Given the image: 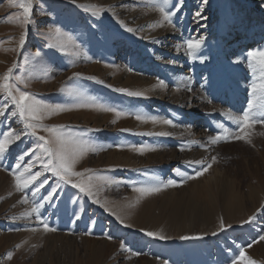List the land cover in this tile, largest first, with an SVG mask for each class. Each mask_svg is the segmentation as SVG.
Here are the masks:
<instances>
[{
    "label": "rangeland",
    "instance_id": "1",
    "mask_svg": "<svg viewBox=\"0 0 264 264\" xmlns=\"http://www.w3.org/2000/svg\"><path fill=\"white\" fill-rule=\"evenodd\" d=\"M126 1L118 8L124 9L128 18L131 16V25L116 18L106 0H33V23L28 26L26 43L20 49L18 40L24 30L19 23L22 0H0V77L17 63L14 75L22 78L23 82H16L21 90L32 93L45 104L70 109L42 113L43 119L38 123L44 127L64 125L63 131L73 135L86 134L85 138L103 150L85 153L75 170L91 169L119 182H96L102 185L95 196L98 203L51 173L44 174L48 184L35 198L30 190L17 192L12 175L16 158L35 147L34 137H22L0 161V264H141L146 257L153 264H163L165 260L168 264H230L240 247L257 264H264V241L259 240L264 234V208H261L264 204V124L245 129L251 143L231 137L215 144L210 142L224 135V128L231 136L238 134L237 125L227 119V114L242 115L247 107L252 73L246 54L264 49V31L260 32V43L247 45L242 42L247 36V29L242 26L253 25V38L257 30L264 29V23L256 26L260 11H264V0H208L202 12L207 19L199 23L193 17L202 0H185L173 18L175 29L167 24L149 27L160 20V13L153 10L150 0ZM87 6L95 7L85 11ZM120 22L137 31H125ZM237 26L242 30L231 35V28ZM54 28L73 37L66 44L67 51L46 46L63 39H49V30ZM199 36L204 37L198 53L205 58L203 62L184 52V40ZM238 59L240 63L235 62ZM124 69L149 83L131 84L128 78L123 81L120 78ZM74 73L80 77L69 80ZM160 80L165 84L163 101L153 99ZM115 88L141 91L145 96L131 97L114 91ZM87 97L132 115L117 118L112 112L75 107ZM3 102L0 94V104ZM13 108L9 106L5 114L8 118H0V132L9 126L13 130L23 127L17 118L9 116ZM136 113L170 119L173 125L141 122L135 118ZM171 127L174 132H170ZM160 131L171 135H141ZM38 134L49 135L42 129H38ZM129 145H147L154 150L141 154ZM212 157H216L214 162ZM30 159L25 156L24 163ZM190 161H203L211 167L191 180L176 175L177 168L194 175L200 165H190ZM37 170H41L39 164L32 169ZM168 179L176 180L178 186L163 188L138 200L140 194L134 190L133 182L139 187ZM228 186L239 203L231 204L236 207L228 218L231 227L219 231L224 212L221 195ZM53 187L57 189L56 195L50 203H45L40 214L57 231L45 232L35 214L26 216L25 213L33 200L42 202V197ZM24 196L28 198L27 204L20 203ZM191 196L200 202L197 212L210 214L212 207L216 210L214 214L217 213L219 220L214 219L217 223L211 231L208 232L202 218L190 217ZM254 214V221L243 223ZM176 215H180L178 220ZM151 228L153 232L163 231L170 238L154 239L141 231H151ZM212 232L217 235L213 236ZM184 235L202 238L181 240ZM122 241L131 251L120 249Z\"/></svg>",
    "mask_w": 264,
    "mask_h": 264
},
{
    "label": "snow or ice",
    "instance_id": "2",
    "mask_svg": "<svg viewBox=\"0 0 264 264\" xmlns=\"http://www.w3.org/2000/svg\"><path fill=\"white\" fill-rule=\"evenodd\" d=\"M185 3V0H150V4L153 10L160 13V20L156 25H149V27L160 26L163 27L165 24L172 26L174 29L176 25L173 22V18L177 16V13L181 11ZM208 0H202L201 7L194 13V21L199 23L202 20H206L207 17L202 15L203 6L207 5ZM95 6L85 7V11H88L89 8H94ZM19 8L22 9V19L19 20V23L23 27V32L21 33L18 40V47L23 49L26 38L28 26L33 23L32 19V10H33V0H22L19 3ZM94 15L98 14L93 12ZM121 27L129 33L137 31L131 27H128L123 22H120ZM50 36L49 39H56L63 37V39H56L55 43H48L46 46L49 49H58L61 52L67 51L66 44L73 41V37L70 34L62 32L60 28H54L49 30ZM184 52L187 56L192 59H200L203 62V57H200L198 53L204 45V37H189L184 40ZM15 51L16 49H10ZM179 51V47L177 48ZM39 55V52L36 53ZM248 61V68L252 73V82L250 84L251 91L249 92L250 99L247 101V107L243 110L242 115H232L227 114V119L231 120L234 124L237 125V133L235 136H231L229 130L224 128V135H218L211 139V143H218L221 139L234 138L237 140H246L248 143H251L248 139L249 133L245 129H250L256 124H264V49H255L250 50L246 54ZM240 63L238 59L235 61ZM18 68L17 63H13L8 67L7 71L0 77V94H3L4 102L0 104V118L6 117V112L9 109V106L12 105L14 108L9 112L11 118H17L23 125L20 130H13L10 126L7 130L0 132V161H3L7 154L9 153V147L17 141H21L22 137H34L35 138V147L28 149L22 152L16 158V163L14 165V170L12 175L14 178L15 190L20 193H24L25 190H30L32 197H36L42 188L48 184L47 177H44L45 173H51L53 176L57 177L60 182L67 185L70 184L73 188L79 190L80 193H83L86 197L91 199L94 203H98V200L95 199L96 193L102 189V185L97 184L96 182L102 181L105 184L119 183L118 181L110 180L105 175H100L93 173L91 169H85L84 171H76L75 166L78 163L79 159L88 151L96 152L98 150H103L102 148L97 149L93 142L85 138L86 134L73 135L70 132L66 133L63 129L66 127L64 125L53 126V127H44L42 124L38 123L43 119L42 113H53V112H63L70 110L64 105H49L45 104L40 100H37L36 97L25 90H21L16 82H23L22 78L14 75V70ZM79 73H74L73 77H69V80L73 78H79ZM89 79H95L94 77H89ZM158 87H164V81L160 80ZM109 87H112L109 85ZM114 91L126 94L131 97H144L145 93L141 91H130L127 88H115ZM75 107L79 108H96L103 112H112L117 118L126 115H132V113H126L121 110H117L114 107L100 104L95 101L94 97H87L83 102L76 104ZM135 118L141 122L151 121L153 124L162 123L165 125H173V121L170 119L160 120L156 116H147L141 113H136ZM115 123V120L113 121ZM223 128V125H219ZM38 129L46 131L49 135H39ZM121 131H127L122 129ZM141 135H156V136H169L171 133L166 131H160L155 133H141ZM111 147V145H109ZM117 147H123L118 145ZM133 151L143 154L145 151L154 150L147 145H129ZM25 156H30L32 159L28 163H24ZM216 157H212L214 162ZM190 165L195 163L200 165L199 168L194 170V175H188L186 172L181 171L179 168L174 169L176 175L186 178V179H195L204 172H206L211 164H205L203 161H190ZM39 164L41 170L35 172L32 169ZM86 173H91L86 175ZM41 177H44L41 179ZM75 178V180H74ZM153 180H159L158 177H153ZM178 186V182L174 179H168L166 182L160 181L158 184H149L141 185L137 187L135 182H133V187L136 192L140 194L139 198L144 196H150L154 193L160 192L163 188L175 187ZM57 189L53 187L51 191L48 192L46 196L42 197V202H36L33 200L30 210L25 213L26 216H31L32 214L36 215L37 221L43 226L45 232H55L56 228L50 227L47 221L41 216L40 209L44 207L45 203H50L56 195ZM27 196L22 197L20 203L27 204ZM101 207H105L101 205ZM264 208V205L261 206ZM107 211L108 209L105 208ZM261 209H257V212H260ZM114 214V213H113ZM76 219H80L79 216H76ZM119 219V217H117ZM256 219V215L250 216L248 220L243 223H251ZM126 227H131V225H125ZM231 227V225H225L223 218H220L219 221V231H224L226 228ZM36 231V229H32ZM142 232L148 237L154 239L165 240L167 237L161 235L158 232L145 231L141 229ZM91 235L90 232L86 233ZM212 235H217V232H212ZM111 239L110 236L107 237ZM201 236H181V240H191V239H201ZM260 241H264V234L259 236ZM20 245H17L19 247ZM251 247V244L248 245ZM120 249L122 251H131L122 241L120 244ZM140 255V253H135ZM8 258H12V253L9 252ZM163 264H168V261H163ZM230 264H257V262L252 259L250 256L245 254V249L240 247L238 254L230 260Z\"/></svg>",
    "mask_w": 264,
    "mask_h": 264
},
{
    "label": "bare ground",
    "instance_id": "3",
    "mask_svg": "<svg viewBox=\"0 0 264 264\" xmlns=\"http://www.w3.org/2000/svg\"><path fill=\"white\" fill-rule=\"evenodd\" d=\"M126 0H106V5L109 7V9H111V11L113 12V11H115V15H114V13H113V15L116 17V18H121L120 20H122V21H124L125 23H129L130 25L132 24L131 22H129L130 20H129V18H131V16L128 18V15L124 12L125 10L124 9H122V8H118V6L119 5H121V4H126ZM242 2H243V0H242ZM240 4V3H239ZM194 6H196V5H194ZM240 6V5H239ZM243 7V6H242ZM107 8V7H106ZM196 8H198V6H196ZM204 8V7H203ZM199 9V8H198ZM263 11V10H262ZM204 12V11H203ZM203 15V14H202ZM259 19H258V22H259V25L257 24L256 26L257 27H259V26H262L261 25V23H264V11L263 12H261L260 11V13H259ZM113 17V16H112ZM117 20V19H116ZM262 21V22H261ZM257 22V21H256ZM144 24V23H143ZM136 25V24H135ZM137 25H139V24H137ZM141 25V24H140ZM251 26H253L252 24H250L249 26L246 24V25H244V26H242V29H247V36L243 39V41L242 42H244V44H247V45H250V44H253L254 42H258V43H260L261 41H262V36H261V31L263 32L264 31V29H259V30H257L256 31V35H255V37L253 38L252 37V34H251V31L253 30L252 29V27ZM143 27V25L141 26V28ZM241 29V27L239 26H237L236 28H231V31H230V34L232 35L233 33H237V32H239V30ZM241 29V30H242ZM170 32H174V31H170ZM244 37V36H243ZM167 52V51H166ZM165 53V52H164ZM166 54V53H165ZM182 65V64H181ZM125 70V69H124ZM128 70V69H127ZM127 70H125V73H124V75H123V77L122 78H120V79H123V81L125 80V79H131L132 81H131V84L133 83V82H141L142 84H144V85H146L147 83H149V82H147V81H145V80H143L142 79V77H140V76H137V74L136 75H134V74H132V73H129V71H127ZM147 79H149L148 77H147ZM153 85V84H152ZM148 86V85H147ZM153 88V87H152ZM157 89H156V91H157V96L156 97H154L153 99H159V100H162L163 99V96L166 94V92H165V86L164 87H156ZM167 100V99H166ZM163 101V100H162ZM169 102H173L171 99H170V101ZM149 126H150V124H149ZM153 128V127H152ZM172 128V127H171ZM151 130V129H150ZM153 130V129H152ZM175 131V129L174 128H172V130L170 131V132H174ZM1 179V178H0ZM196 184V183H195ZM194 187V186H193ZM195 188H197V185H196V187ZM205 189H207V188H205ZM195 190V189H194ZM201 190V189H200ZM202 192H204V190H201ZM206 191L207 190H205V193H206ZM194 194V193H193ZM16 197V196H15ZM14 197V198H15ZM191 199L189 200V202H190V205L188 206L190 209V212H191V218H198V219H200V218H202V221H203V223H204V225L206 226V229L208 230V232L209 231H211L213 228H215V224L217 223V221L215 222L214 221V219H218L219 220V218H218V215H217V213L216 214H214L215 212H216V210L212 207L210 210H209V212H210V214L207 212V213H205V212H201V211H199V212H197V208H198V206H199V204H200V202H198V201H196L195 200V198L193 197V196H191L190 197ZM211 200V199H210ZM19 201V200H18ZM21 201V200H20ZM221 201H222V203L224 204V206H223V210H224V212H223V215H222V217H223V220H224V222H225V225H229L230 224V221H229V216H231V213H234V208H236V207H232V205H237V203H239V199L234 195V193H233V190L231 189V187H226L225 189H224V192H222V195H221ZM19 203V202H18ZM233 203V204H232ZM264 203V202H263ZM232 204V205H231ZM230 205H231V207H230ZM264 205V204H263ZM263 213V212H262ZM262 213H260V214H262ZM238 214H239V210H238ZM228 215V216H227ZM180 215H176V220H178ZM227 216V217H226ZM236 217H238V216H236ZM170 219H172V220H174V218L172 217V218H170ZM215 222V223H214ZM157 225H158V223H156ZM162 226V225H161ZM177 226H179L178 224H177ZM163 227V226H162ZM161 229V228H160ZM148 231H150V229H147ZM155 230V229H154ZM162 230V229H161ZM151 231H152V228H151ZM153 232V231H152ZM178 232H180V230L178 231ZM161 235H164L165 236V234L163 233V231H160L159 232ZM178 236L177 237H179V233L177 234ZM165 237H167V239H165V240H168L170 237L169 236H165ZM230 246V245H229ZM224 250V249H223ZM215 251V250H214ZM206 254V253H205ZM226 255V254H225ZM145 257V256H144ZM147 258V257H146ZM146 258H145V260H143V261H141V264H153L151 261H149V260H146ZM227 261V260H226ZM156 263V262H155ZM154 263V264H155Z\"/></svg>",
    "mask_w": 264,
    "mask_h": 264
}]
</instances>
